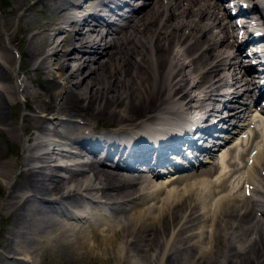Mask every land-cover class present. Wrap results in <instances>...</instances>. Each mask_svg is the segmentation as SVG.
I'll list each match as a JSON object with an SVG mask.
<instances>
[{
    "label": "bare ground",
    "instance_id": "6f19581e",
    "mask_svg": "<svg viewBox=\"0 0 264 264\" xmlns=\"http://www.w3.org/2000/svg\"><path fill=\"white\" fill-rule=\"evenodd\" d=\"M52 1L43 19L31 20L35 32H27L32 39L28 57L17 70L25 61L36 72L47 68L50 59L60 62L56 71L61 80L54 83V91L49 85L55 76H45L48 86L41 85L42 95L11 78L14 59L8 49L0 51V138L5 133L4 140L20 143L25 132L29 144L23 145L21 157L0 161L6 167H0V182L7 188L0 212L10 222L0 238L6 262L30 264L32 249L43 241L60 237L72 242L69 237L77 235L87 239L90 251L101 242L121 240L112 257L119 264H171L173 258L174 264H264V125L245 117L244 98L252 84L242 78L248 70L232 54L236 36L217 4L146 0L142 6H130L129 18L116 29L105 19V3L121 6L124 0ZM85 1L97 3L85 10ZM243 1L252 4L250 12L259 17L253 26L262 23L264 28V0ZM80 11L85 14L78 15ZM24 17H11L9 23ZM92 18L95 23L89 25ZM66 32L70 37L58 38ZM55 94H62V100L49 104ZM18 96L30 114L16 127L8 114ZM216 105L227 113L215 110ZM214 112L225 128L242 122L235 132L247 136L222 149L228 150L225 161L210 153L205 164L163 175L166 179L154 166L148 174L135 170V163H150L149 152L158 155L159 163L167 162L164 152L187 140L193 128L210 126L203 115L209 118ZM95 120L112 121L108 126L118 128L97 136L92 134ZM185 129L182 137L174 136ZM122 142L127 148L111 170L106 161L117 156L110 152L99 157L98 146L118 152ZM86 153L93 158L80 164ZM17 167L21 170L15 181ZM135 208L142 218H133ZM126 214L129 225L119 220ZM152 226L153 236L163 240L153 247ZM53 227L56 237L50 239L46 234ZM128 245L135 246L132 254ZM22 252L27 257L22 258ZM189 253L195 255L188 259Z\"/></svg>",
    "mask_w": 264,
    "mask_h": 264
},
{
    "label": "rangeland",
    "instance_id": "374dc122",
    "mask_svg": "<svg viewBox=\"0 0 264 264\" xmlns=\"http://www.w3.org/2000/svg\"><path fill=\"white\" fill-rule=\"evenodd\" d=\"M79 1H81V0H78V1H75V2H79ZM135 2H136V0L132 1L131 3L135 4ZM140 2H143V0H141ZM13 3H14V5H13ZM52 3H54V1H52V0H45V1L43 0V1H40V2H36L35 0H27V1L26 0H22V1L21 0H0V51L3 48L8 49V52L10 53L11 57H13V59H14V64H12V68H11V78H13L14 80H16V78H19V80H23L24 84L26 82L25 85H27V87L29 88V91L30 92H37L38 95H42V91L40 90L41 85H43V84L47 85L46 82L44 81L45 76H49V75H50V77H54L55 76L56 79H55V81H53V85H49V86L52 87L53 91L57 88L54 83L55 82H59V79L61 80L60 76L62 74H60V72L57 73V71H56V68L59 67L60 62H54L52 59H50L51 61L49 60V63H48L49 65L47 66V68H45V69H43L42 71H39V72L33 71V69H32V68H34L33 64L31 65L27 61H25L22 64V66L18 68V70H17V67H18V65L20 63V60L23 59V61H24L25 58L28 57L27 51L29 49V43H30V41H32V39L28 38V33L35 32L34 28L36 27V26L35 27L33 26L34 23H32L31 20L35 19V18L43 19V15L48 13L47 9H49V8H51L53 6ZM82 4H83V6L85 7V10H86V9L89 8V6L94 5V2L85 1ZM25 6H27V7H25ZM57 12L59 13L58 18H61L63 16V14H60L59 10H57ZM73 12L76 13V10L75 11L73 10ZM77 14L78 15L85 14V11H82V12L80 11V13H77ZM16 15L17 16L25 15L24 18H25V21H27V23L25 21L19 22L18 18H13L12 21L10 22L11 23L10 24L9 23L10 18L14 17ZM42 21H44V20H42ZM48 21H51V20H48ZM25 23H26V25H25ZM62 26L65 29H67V30L71 29V27H67L65 24H62ZM25 27H26V29H25ZM74 29H76V27H74L73 30ZM86 29L87 28L85 27L83 29V32L86 31ZM25 32H26V34H25ZM50 33L52 34L53 32H48V31L46 32V34H50ZM58 35H59L58 36L59 39H61L63 37H70L69 32H66L65 34L64 33H60ZM21 41H22V43H21ZM169 51H170V47H167L165 52L167 53L168 56H169ZM36 67H37V65H36ZM38 67H39V65H38ZM26 72H28L27 76L25 75ZM0 81H1V79H0ZM9 82H8V84H9ZM1 84H2V81H1ZM37 86H38V88H37ZM32 97L33 96H28V98L31 99L30 101H32V99H33ZM17 98L18 99H16L14 106L9 111L8 118H10V122H12V123L17 125L16 127H19L21 125H24V119L23 118H24L25 115H29L30 112H28L26 107L24 106L23 101H22V97L18 96ZM34 100L36 101L35 98H34ZM61 100H62V94H55L54 96H52L51 99H49L48 103L49 104L50 103L51 104H55V103L57 104ZM17 101H19V102H17ZM81 114H87V112H83ZM42 115L44 117L46 114L42 113ZM95 122L96 123H95L94 132H97V133L102 132V131L107 130V129H116V128H118V127H116V124H113L112 126H108V125H110L109 123H113L112 121H107V120H99L98 121V120H95ZM49 126L53 127L52 124H49ZM94 132H92V134ZM31 133H32V136H33L34 130H31L30 134ZM4 137H5V133H2V137L0 138V147H1L0 159H2V160H0V161L1 162L4 161L3 160L4 158L7 159V160L8 159L14 160L13 158L21 157L22 154H23L24 146L25 145L26 146L29 145L27 143L28 133L23 132V134L21 135L22 139H21L20 143L19 142H11V141L4 140ZM84 160L87 161L89 159L87 157H85ZM108 163H110V161H107V164ZM34 165H36V164H34ZM0 167H1V169L6 168L5 166H2V164H1ZM5 170L6 169H3V171H5ZM20 170L21 169L19 167H17L14 170V173L12 174V176L16 177V175L18 173H20ZM16 179H17V177L15 178V181H16ZM6 181H8V179H6ZM3 183L4 182H0V206L3 204L2 201L4 200V197L7 195V190H6L7 188L4 187L6 185V182L4 184ZM1 184H2V186H1ZM129 194H131V193H129ZM100 195H103V193H100ZM128 195H124L123 197L128 196ZM53 198L54 197H51L50 199H53ZM135 210H137V208H135L133 210V213L135 212ZM103 212L106 215H110V214H108V212L106 210H103ZM133 213H131L130 215H132ZM4 215L5 214L0 212V233H1L0 234V238H2L4 236L3 231L7 228V226L10 223L8 220H6ZM127 216H129V215L126 214V215L123 216V218H121L119 220H121V222L123 221L124 224H125L127 221L130 220L129 218H126ZM136 216H138L139 219L142 218V217H140L139 214H137L135 212V214L133 215V218L136 217ZM37 217H40V216L37 215ZM64 221L67 222L66 220H64ZM69 222H72L73 224L76 223L74 220H70ZM129 224H130V221H129L128 225ZM148 230H150V233L152 235V237L150 238L151 243H152V247L155 245L154 243L160 242V240H161V243H162V241H163L162 238H159L156 235L153 236V234L155 233V228L153 226H152L151 229H148ZM128 232L129 231H127V233ZM55 234H56V229L53 227V228H51V230L46 235H49V237L51 239L53 236H55ZM124 235L125 234H122V238L126 242V238H125ZM162 237H163V235H162ZM56 238L58 239L57 241H43L41 244L38 245L37 248H33L32 252L30 254V257H32L33 259L30 261V264H119L112 257H113L115 251L118 248L117 245L122 244L121 240L115 241L114 244H112V245H108L107 244L108 246L106 245V243L103 244V242H101V245H100L99 248L90 251L89 249L86 248V240L87 239L82 238L81 236L75 235L73 237H69L71 240L74 239V241H72V242L71 241L69 242V241H66V240H61L60 237H56ZM148 240L149 239L147 238L146 242H148ZM83 242H84V244H83ZM68 243H70V244L66 245ZM127 247L129 248L130 254H132L130 248H133L135 246L130 247L128 245ZM162 247L163 246L161 245V248ZM25 248H27V247H25ZM158 250H159V248H156L157 252H159ZM2 252H3V247H2V245L0 243V264L1 263H3V264H7V263L8 264H12V262H10V261L6 262L7 261V259L5 258L6 256L4 254H2ZM10 254L12 255V254H15V253L11 252ZM103 254H108L109 258H111V259L108 260L107 257H105V255H103ZM2 255H3V258H2ZM19 255L22 256V258L27 257L24 254V252L20 253ZM193 255H195V253H189L188 254V259L191 256H193ZM175 259L176 258H173V261H172L173 263H171V264L175 263ZM24 260H26V259H24ZM165 261H166V264H168L169 261L168 262H167V260H165ZM20 264H22V263H20ZM148 264H153V263H152L151 260H148Z\"/></svg>",
    "mask_w": 264,
    "mask_h": 264
}]
</instances>
